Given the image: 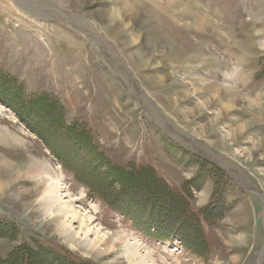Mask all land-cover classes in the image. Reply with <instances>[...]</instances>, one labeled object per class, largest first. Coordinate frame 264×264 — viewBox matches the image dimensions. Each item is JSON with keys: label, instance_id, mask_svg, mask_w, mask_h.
<instances>
[{"label": "rangeland", "instance_id": "1", "mask_svg": "<svg viewBox=\"0 0 264 264\" xmlns=\"http://www.w3.org/2000/svg\"><path fill=\"white\" fill-rule=\"evenodd\" d=\"M0 182V264H264V0H0Z\"/></svg>", "mask_w": 264, "mask_h": 264}, {"label": "bare ground", "instance_id": "2", "mask_svg": "<svg viewBox=\"0 0 264 264\" xmlns=\"http://www.w3.org/2000/svg\"><path fill=\"white\" fill-rule=\"evenodd\" d=\"M4 7H5V9H8V10H10V11H13L14 12V10H12L13 9V5L12 4H10V3H8V2H6V5H4ZM125 8V7H124ZM7 10V11H8ZM16 10V9H15ZM9 11V12H10ZM132 12V11H131ZM114 15V14H113ZM160 37V36H159ZM172 49H174V53L172 54L173 55V57H175L176 58V60H178V61H184L185 60V57L181 54V51H178V50H176L174 47H173V45H172V47H171ZM238 73V72H237ZM214 85V84H213ZM215 89H220V87H219V85L217 86V85H215V87H214ZM224 90H225V92L227 93V95L230 97V100L231 101H233V102H236L238 99H239V96H242L241 95V93L236 89V88H232V86L231 87H227V86H224V88H223ZM250 103V102H249ZM257 116V115H256ZM240 128H242V127H240ZM33 167H34V165H33ZM19 168V167H18ZM37 170H38V168L37 167H35ZM35 170L34 168H28V167H22V171H20V176H24V175H26L27 173H34L35 171H33V170ZM40 171H42V170H40ZM9 178H10V180H11V177H13L14 178V180H12V182H10V183H8L9 185H11V184H13L14 182H15V180L18 178V179H22L23 177H20V176H18V174L15 172L14 173V171L12 172V170H11V174H9ZM31 177V176H30ZM27 178V177H26ZM17 179V180H18ZM57 183H53V182H50V183H48L47 185H44V186H35L33 189H32V191H33V193H36L38 196L40 195V198H41V200L42 199H45L43 202H42V207H46V206H49L50 204L52 205V204H55V202H59L60 200H62L61 199V196H60V194H59V192H58V189L60 188V187H58V184L56 185ZM4 187H3V185H2V183L0 182V190L1 189H3ZM38 198V197H37ZM40 200V199H39ZM63 202H65V201H63ZM58 209H60V210H62V211H64L65 209H68V210H65L64 211V214H65V217L67 218V216H68V218H73V219H75L77 216H76V212L74 211V209H73V207L72 206H70L68 203H63V204H61L60 206H58ZM70 211H72V212H70ZM68 212V213H67ZM63 213H61V215L59 216V217H61V216H63L64 215ZM61 218H59V219H54V221H56V222H59V220H60ZM84 224H85V221H83L82 223H81V226L83 227L84 226ZM69 225H70V223L67 221L66 222V219H63V220H61L60 222H59V225H58V227L60 226L61 228H67V227H69ZM86 225V229H87V227L89 226L88 224H85ZM63 229V232L64 233H66V234H68V232H67V230H64ZM69 229V228H68ZM82 230V228L81 227H79V230H77V231H75V234L77 235V234H79V232ZM96 232V231H95ZM85 234V233H84ZM101 239H103L102 238V236H96V240H94L91 244H92V249H94L95 247H96V245H97V242H99ZM104 242H106L105 240H104ZM135 249H137V247L136 246H134V249L133 250H135ZM136 251V250H135ZM134 251V252H135ZM133 251H131L126 257H127V260L128 261H131V263L133 262V260H132V258L134 259V255L135 254H137V253H135V254H133L132 253Z\"/></svg>", "mask_w": 264, "mask_h": 264}, {"label": "trees", "instance_id": "3", "mask_svg": "<svg viewBox=\"0 0 264 264\" xmlns=\"http://www.w3.org/2000/svg\"><path fill=\"white\" fill-rule=\"evenodd\" d=\"M31 101H36V100H30L28 102V104H30ZM31 106L36 107L35 104H31ZM77 136L79 138H85V137H83L82 134H79V135L77 134ZM115 170L117 171L118 176L120 178H123V177L125 178L124 174H121L122 170H120L119 168H115ZM148 175H150L152 177V179L154 180V182L151 184L152 189H150V188L147 189V190L150 189V194H151L150 196L153 199H157L158 203H160L158 201L159 198H161L163 200H170L172 203V207H173L172 210L176 212V215H174V217H173L174 220H176L178 218V216H179V218H184V219L187 218L188 214H187V209H186L185 197L183 196V194L179 193L177 190L173 189L172 187H169L164 182L157 180V178H155L154 174L151 171H148L146 173L144 180H142L140 178L133 177L132 175H130V178L124 179V185H128V182H130V181L131 182L133 181L135 183L137 181V182L143 184V182L147 180ZM132 187L137 188L135 185ZM141 187H144V186L141 185ZM126 189H128L132 193H134V191L137 190V189L132 190L130 188H126ZM121 190H123V188ZM109 201H111V200H109Z\"/></svg>", "mask_w": 264, "mask_h": 264}]
</instances>
